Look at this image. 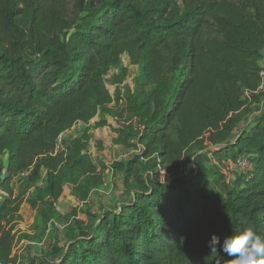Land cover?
<instances>
[{
    "label": "trees",
    "instance_id": "1",
    "mask_svg": "<svg viewBox=\"0 0 264 264\" xmlns=\"http://www.w3.org/2000/svg\"><path fill=\"white\" fill-rule=\"evenodd\" d=\"M66 1L0 0V182L9 191L0 203V261L17 262L13 222L22 200L9 186L17 175L31 170L35 182L47 173L49 211L65 172L81 199L105 183L110 167L85 153L84 135L59 151L58 140L78 124L105 123L96 117L117 109L122 98L111 92L109 74L128 53L149 88L118 111L137 119L143 145L112 167L123 171L131 198L44 264H227L233 257L208 247L213 234L221 243L247 227L264 236V113L236 133L247 106L264 96L255 92L264 0H182L181 13L177 0L96 7L71 0L70 16ZM204 147L221 169L195 166ZM250 153L251 166L230 186L226 169Z\"/></svg>",
    "mask_w": 264,
    "mask_h": 264
},
{
    "label": "rangeland",
    "instance_id": "2",
    "mask_svg": "<svg viewBox=\"0 0 264 264\" xmlns=\"http://www.w3.org/2000/svg\"><path fill=\"white\" fill-rule=\"evenodd\" d=\"M90 2L92 7H96L100 5L101 0ZM63 6L66 15L70 16L71 0L64 2ZM174 9L181 13L183 1L177 0ZM141 75V66L134 65L128 53L123 54L121 64L109 74L111 92L116 98H122L117 109L101 112L96 117L97 121H106L103 124H96L94 121L89 124H78L60 137L58 151L73 138L84 135L87 138L85 153L97 157L110 167L105 172V183L93 189L87 199L80 198L73 183L70 182V179H73L72 175L67 172L64 173V192L57 201L54 211H49L46 202H43L47 197L45 171L41 172L35 182L30 181L31 170L20 173L12 180L9 186L13 190V198L18 197L22 200L13 222L15 236L13 254L17 257L16 264H44L46 261L61 259L74 237L87 235L96 226L102 213L117 209L122 202L130 200L132 186L125 183L123 171L112 167L115 163H126L143 149L135 133L137 119L128 121L130 115L126 113L118 116V111L123 109L126 99H134L137 94L149 89L142 83ZM247 108L250 113L239 124L236 133L251 128L256 118L264 113V103L261 101H255ZM208 147L196 151L195 166L201 160L215 163L217 168L221 169L220 165L214 162ZM246 155V159H250L248 154ZM244 171L242 166L238 167L236 164L229 166L226 169L229 185L239 184V178ZM161 174L163 176L164 172ZM214 188V184L210 182L209 193L212 194ZM8 196V189L0 182V203ZM0 264L3 263L0 261Z\"/></svg>",
    "mask_w": 264,
    "mask_h": 264
},
{
    "label": "clouds",
    "instance_id": "3",
    "mask_svg": "<svg viewBox=\"0 0 264 264\" xmlns=\"http://www.w3.org/2000/svg\"><path fill=\"white\" fill-rule=\"evenodd\" d=\"M208 247L233 257L227 264H264V236L251 227L244 228L231 236H226L221 243L220 237L213 234Z\"/></svg>",
    "mask_w": 264,
    "mask_h": 264
},
{
    "label": "built area",
    "instance_id": "4",
    "mask_svg": "<svg viewBox=\"0 0 264 264\" xmlns=\"http://www.w3.org/2000/svg\"><path fill=\"white\" fill-rule=\"evenodd\" d=\"M262 71H261V81L258 85L257 90L255 91L256 93L261 92L264 93V64H262ZM251 91H246L245 94L246 96H249ZM60 140V138H59ZM59 140H58V146H59ZM236 165L238 167L242 166L243 170H247L251 166V160L246 159V157H241L237 162Z\"/></svg>",
    "mask_w": 264,
    "mask_h": 264
},
{
    "label": "crops",
    "instance_id": "5",
    "mask_svg": "<svg viewBox=\"0 0 264 264\" xmlns=\"http://www.w3.org/2000/svg\"><path fill=\"white\" fill-rule=\"evenodd\" d=\"M260 64L261 65L264 64V59L260 61ZM261 103H264V97L261 99ZM248 157L250 158V160H253L255 156L253 153H250L248 154ZM241 179H242V175L240 176L239 180L241 181Z\"/></svg>",
    "mask_w": 264,
    "mask_h": 264
}]
</instances>
